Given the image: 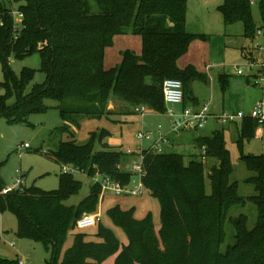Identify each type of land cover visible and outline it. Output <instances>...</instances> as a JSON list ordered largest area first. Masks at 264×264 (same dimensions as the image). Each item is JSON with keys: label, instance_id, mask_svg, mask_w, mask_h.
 <instances>
[{"label": "trees", "instance_id": "trees-1", "mask_svg": "<svg viewBox=\"0 0 264 264\" xmlns=\"http://www.w3.org/2000/svg\"><path fill=\"white\" fill-rule=\"evenodd\" d=\"M255 1L224 0L218 8L225 26L242 23L244 37L252 42L258 32L264 36V0H259L260 27L253 19ZM15 2L22 15L20 28L15 25L14 12L0 6V63L7 84L5 96H0V117L19 123L30 114L44 112L46 100L58 102L64 124L57 132L68 134L71 140L59 143L54 159L62 166L82 170L90 179L99 174L128 185L132 174L123 170L122 164L129 155L106 142L112 134L108 130L91 133L87 144L78 145L73 129L80 128L83 120L108 118L113 114L109 110L112 100L128 104L133 111L146 106L151 112L164 114L163 84L167 79L182 82L184 105L186 99L197 101L189 96V86L197 80L207 83V77L194 66H178L193 41L206 39L187 31L188 0ZM93 2L97 12L92 9ZM128 35L142 38V54L125 51L120 64L105 69L107 49L117 36ZM35 54L41 58L40 71L46 80L27 93L36 71L24 69L18 78L10 60ZM12 96L17 100L10 106L7 100ZM257 126L251 118L243 122L238 140L241 150L244 140L256 135ZM196 144L205 151L207 161L216 162L208 175L201 157L186 165L180 154L141 152L143 184L160 204V227L152 213L139 220L135 208L112 207L107 216L127 237L122 248L119 238L103 222L93 234L77 229L76 222L85 213L97 212L102 189L92 184L88 196L69 205L82 189V182L72 175L62 173L57 191L22 187L1 194L0 214L11 212L17 217V237L44 244L51 255L45 264H104L115 255V264H264V155H242L247 169L256 174L248 183L257 191L256 196L243 197L237 183L231 181L233 168L224 134L199 138ZM206 177L210 194L205 189ZM4 188L0 186V192ZM248 205L257 208L253 228L246 215L231 214L234 208ZM227 225L234 232L230 244ZM0 264L19 261L0 257Z\"/></svg>", "mask_w": 264, "mask_h": 264}, {"label": "rangeland", "instance_id": "rangeland-1", "mask_svg": "<svg viewBox=\"0 0 264 264\" xmlns=\"http://www.w3.org/2000/svg\"><path fill=\"white\" fill-rule=\"evenodd\" d=\"M224 0H188L187 2V31L190 34L206 36L205 40L196 39L192 42L188 53L182 57L178 66L185 69L194 66L196 70L207 77L208 82L197 80L189 86V96L197 99L191 103L186 99V107L193 105L203 106L210 103L212 114H237L243 113L249 116L257 104L264 100V83L262 80H254L256 70L250 68L251 60L260 62L264 58V36L259 33L252 42L244 37V25L237 23L226 27L223 16L218 8ZM93 11L97 12V5L93 2ZM0 6L14 12L15 25L20 28L22 18L19 13V4L15 0H0ZM253 19L258 27L262 25L259 0L252 5ZM125 51L141 55L143 51L142 38L139 36H117L112 47L107 49L104 65L111 69L120 64L121 53ZM253 57V58H252ZM109 65H112L109 67ZM10 66L16 77L20 78L24 69L36 71L33 81L30 83L27 93L36 84H43L45 75L40 71L42 66L38 54L24 59L11 58ZM242 71L243 75H239ZM253 77V78H252ZM251 84L248 85V80ZM6 78L0 63V96L6 94ZM12 86V85H11ZM16 96L8 98L7 103L13 106ZM114 101V100H113ZM59 103L46 100L44 112L33 113L19 123H10L5 117H0V186L13 187L17 179L23 180V188H37L45 192L57 191L60 188V176L62 164L54 159V153L58 150L61 141H70L68 134H61L57 130L63 126ZM114 106V107H113ZM164 114H156L148 110L144 116L134 113L126 104L114 101L109 108H114L113 114L101 120H83L80 128H74L78 145H85L90 140L91 133H100L108 130L112 135L106 142L113 147L121 149L124 154L129 150L137 156L144 150H149L160 136H166L175 140V143H161L164 153L180 154L184 156L186 165L196 156L205 161V173L208 175L215 161L206 160L204 152L199 150L194 140L198 137H212L215 133L224 134L227 148L230 151L233 173L231 181L236 182L238 192L243 197L256 196L257 191L250 178L256 176L250 172L242 155H264V125L257 126L256 134L251 139H245L242 150L238 140L242 132V122L237 125H223L215 118L210 117L203 128L197 130L180 131L172 133L173 119L168 115L174 110L179 116L183 111V104H166ZM111 110V111H112ZM129 110V112H127ZM149 124V127H145ZM161 127V130L159 128ZM139 132L151 134L150 140H139ZM171 143V144H170ZM29 145L28 149L23 146ZM169 144V145H168ZM47 154V155H46ZM195 157V158H196ZM136 158V157H135ZM131 162L130 157L123 161V170H127ZM82 182V189L78 196L73 197L68 204L73 205L89 195L92 179L85 175L75 176ZM205 189L211 193L210 180L206 177ZM102 196V194H101ZM102 199V200H101ZM121 208L136 207V218L144 219L148 213L154 215L157 228L160 227V204L148 191L139 197H118L112 194H104L100 198V204L96 213L102 214L103 225L111 229L121 241V248L127 244L125 233L116 227L107 216V211L116 205ZM233 217L246 215L249 219V227L253 228L257 219V208L254 205L236 207L231 212ZM96 226L86 229L84 232L93 234ZM18 231V219L11 212L0 214V233L2 244L0 245V257L9 260L25 261L26 264H45L50 260V253L44 244L27 238L16 236ZM227 244L233 241V229L227 225ZM72 240L67 247L71 246ZM116 255L110 257L104 264H115ZM93 264V263H90Z\"/></svg>", "mask_w": 264, "mask_h": 264}, {"label": "built area", "instance_id": "built-area-1", "mask_svg": "<svg viewBox=\"0 0 264 264\" xmlns=\"http://www.w3.org/2000/svg\"><path fill=\"white\" fill-rule=\"evenodd\" d=\"M21 18L22 15L20 14ZM264 50V48L262 49ZM264 56V55H263ZM250 68L255 71L256 77L254 80H262L264 83V58L260 62H255L251 60ZM239 75H243L242 71H238ZM264 90V86H263ZM163 95L164 102L166 104L178 105L184 104V86L181 81L175 79H167L163 84ZM136 114H141L142 116L148 111L146 106H139L134 109ZM172 119L171 129L172 133H179L180 131H188V130H197L199 128H203L208 119L210 117L215 118L217 121L222 123L223 125H237L243 123L246 119L251 118L255 120L259 126L264 125V100L259 102L254 109V111L249 115L245 116L243 113L237 114H229V113H221V114H212L210 112V103L205 104L201 107H184L183 111L179 116L176 115L175 111H169L168 114ZM161 130V127L159 128ZM137 138L139 140H150L151 134L145 132H139ZM169 142V139L166 136L161 135L159 140L153 144V146L149 149L155 154L164 153L163 148L161 147V143ZM25 149L29 148L28 144L23 146ZM205 153V151H204ZM127 155L132 156L133 153L129 150ZM127 170L132 174V179L130 183L126 186L120 185L118 182H114L111 179H105L99 174H97L92 179L93 185H99L102 189V196L104 194H112L118 197H139L144 194L145 187L143 184V178L145 176V170L143 166V156L141 154L137 155L134 160L130 163ZM63 174L67 175H85V172L78 168H73L70 166H63L62 168ZM24 185L23 180L17 179L16 184L13 187L4 188L0 195H6L8 193L13 192L19 188H22ZM102 200V199H101ZM100 222H102V214L94 213L88 214L85 213L80 219L76 222V227L79 231H85L88 228L97 226ZM19 264H26L25 261H19Z\"/></svg>", "mask_w": 264, "mask_h": 264}, {"label": "crops", "instance_id": "crops-1", "mask_svg": "<svg viewBox=\"0 0 264 264\" xmlns=\"http://www.w3.org/2000/svg\"><path fill=\"white\" fill-rule=\"evenodd\" d=\"M106 52H107V51H106ZM252 58H253V57H252ZM121 61H122V60H121ZM121 61H120V62H121ZM118 64H119V63H118ZM110 66H112V65H109V67H110ZM107 68H108V67L105 65V69H107ZM252 78H253V77H252ZM250 84H251V83H250ZM250 84H248V85H250ZM113 102H114V101L112 100V101H111V104H113ZM124 106H125V105H124ZM183 106H185V105L183 104ZM201 106H202V105L199 103V105H197V106H195V107H201ZM113 107H114V106H113ZM192 107H194V106H192ZM112 111H114V108H113ZM145 127H149V124H145ZM260 133H261V130H259V132H258L256 135H259ZM199 138H200V137H198V138H196V139L194 140V143H195L196 146H197V144H196V140L199 139ZM168 139H169V138H168ZM172 141H174L173 143H175V140L169 139V142H172ZM170 144H171V143H170ZM168 145H169V144H168ZM198 149H199V148H198ZM199 150H200V149H199ZM128 157H130V156H128ZM135 157H136V156H135ZM135 157H132V156H131V157H130L131 161L134 160ZM195 157H196V156H195ZM195 157H194V158H195ZM196 158H197V157H196ZM129 165H130V163L128 164V166H129ZM122 166H123V165H122ZM118 205H119V204H118ZM119 206H120V205H119ZM120 207H121V206H120ZM133 208L136 209V207H133ZM122 209H123V208H122ZM129 209H131V208H127V209H124V210H129ZM136 210H137V209H136Z\"/></svg>", "mask_w": 264, "mask_h": 264}, {"label": "water", "instance_id": "water-1", "mask_svg": "<svg viewBox=\"0 0 264 264\" xmlns=\"http://www.w3.org/2000/svg\"><path fill=\"white\" fill-rule=\"evenodd\" d=\"M109 110L111 111V110H112V108H109Z\"/></svg>", "mask_w": 264, "mask_h": 264}]
</instances>
